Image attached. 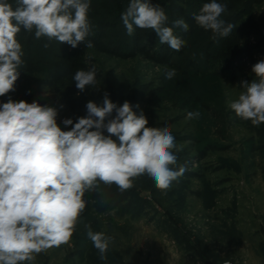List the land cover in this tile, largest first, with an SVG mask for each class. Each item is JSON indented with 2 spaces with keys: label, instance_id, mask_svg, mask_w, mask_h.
I'll return each instance as SVG.
<instances>
[{
  "label": "rangeland",
  "instance_id": "1",
  "mask_svg": "<svg viewBox=\"0 0 264 264\" xmlns=\"http://www.w3.org/2000/svg\"><path fill=\"white\" fill-rule=\"evenodd\" d=\"M151 2L165 10L166 26L173 27L178 19L189 25L188 17L193 19L210 0ZM217 2L227 5L221 19L242 30L240 50L252 45L230 70L223 69L220 58L227 37L213 40V33L196 23L178 52L161 44L151 29H142L145 50L155 58L137 52L134 35L127 34L121 20L129 0H91L87 40L97 38L100 24L108 27L102 49L87 48L82 56V70L96 66L97 83L75 98L49 85L64 45L36 39L34 31L18 40L24 64L15 90L0 96V105L11 99L53 106L58 126L68 131L72 126H65L64 119L77 122L87 115L88 101L102 105L108 93L118 106L128 101L137 114L142 110L147 126H167L177 145L173 153L190 160L188 176H180L167 191L141 175L125 191L101 184L98 191L85 193L86 208L70 242L41 252L33 264H264V123L254 126L228 107L238 99L241 82L255 79L252 66L264 60V0ZM173 30L181 38L182 30ZM167 52L166 65L158 60ZM168 69L176 70L170 80ZM190 111H198L199 118L186 119ZM182 163L171 167L178 170ZM181 180L188 182L180 186ZM85 225L114 238L106 260L99 259Z\"/></svg>",
  "mask_w": 264,
  "mask_h": 264
},
{
  "label": "clouds",
  "instance_id": "2",
  "mask_svg": "<svg viewBox=\"0 0 264 264\" xmlns=\"http://www.w3.org/2000/svg\"><path fill=\"white\" fill-rule=\"evenodd\" d=\"M90 6L91 0H17L13 9L8 0H0V96L15 90L24 64L17 39L21 28L34 31L36 39L47 37L76 48L91 32ZM226 9V4L210 0L193 19L213 33V40L228 37L234 25L221 19ZM121 20L129 36L136 28L151 29L161 44L177 52L185 41L173 27L189 30L183 19L166 26L165 10L151 0H129ZM86 47L92 48V42ZM251 71L255 79L241 82L238 99L228 107L238 118L259 126L264 123V60ZM96 74L95 65L75 72L79 92L96 85ZM175 75V69L165 72L169 80ZM86 112L75 123L64 119L62 123L72 127L63 131L53 106L11 99L0 105V264H33L41 252L68 244L86 208L85 193L98 191L101 184L125 191L137 177L147 175L159 190L167 191L186 171L183 165L171 167L177 164L172 151L177 145L169 128L147 126L144 112H134L128 101L118 106L104 93L102 105L88 101ZM199 116L190 111L186 119ZM85 227L99 259L106 260L114 238Z\"/></svg>",
  "mask_w": 264,
  "mask_h": 264
},
{
  "label": "trees",
  "instance_id": "3",
  "mask_svg": "<svg viewBox=\"0 0 264 264\" xmlns=\"http://www.w3.org/2000/svg\"><path fill=\"white\" fill-rule=\"evenodd\" d=\"M10 4H12L13 9L17 7V0H8ZM188 23H189V31L182 32L180 31V35L182 40L186 41L187 38L194 32L190 28H192L195 24V21L188 17ZM108 27V25L100 24L97 38L91 39L90 42H92L93 47H96L97 49H102L103 43L102 40L105 35V30ZM136 33H134V40L136 45V51L142 53L144 56H147V58H155L151 57L150 53L145 50V44L143 42L144 36L142 35V29L136 28ZM242 30L240 28H233V31L230 33V35L227 37L225 43L222 45V48L220 50V58L221 63L223 65L224 70H230L233 66L239 65L245 57L250 53L252 49L251 44H246L247 50L242 51L240 50V43L241 39L243 38ZM28 36V32L24 31L23 28H21V31L17 34V39H23L24 37ZM89 42V40L86 39L84 43H80L76 48H72L67 43H64V50L65 55H63L61 58V62L55 64L54 69L50 75V83L49 85L52 86L54 89L63 90L66 95L69 97V99L77 97L79 90L75 87V81L73 80V75L77 70H82L83 63H82V56L84 52L86 51L87 47L86 44ZM166 48L168 49L169 46L166 44ZM170 49V48H169ZM31 55V54H30ZM30 55H28V60H30ZM171 54L168 52L165 54V56L161 57L158 61L162 62L163 64H169L170 63V57ZM30 68V67H29ZM31 70V69H29ZM177 160L179 162H183L182 165L185 167L189 166V159L186 158L184 153L177 155ZM184 176H188L186 172L183 174ZM180 186H184L187 184L188 181H178Z\"/></svg>",
  "mask_w": 264,
  "mask_h": 264
},
{
  "label": "built area",
  "instance_id": "4",
  "mask_svg": "<svg viewBox=\"0 0 264 264\" xmlns=\"http://www.w3.org/2000/svg\"><path fill=\"white\" fill-rule=\"evenodd\" d=\"M229 264H231V263H229Z\"/></svg>",
  "mask_w": 264,
  "mask_h": 264
}]
</instances>
